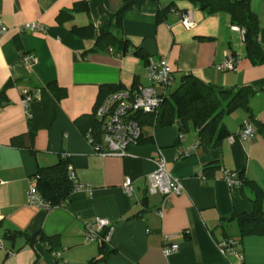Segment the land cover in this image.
<instances>
[{"label":"crops","instance_id":"obj_1","mask_svg":"<svg viewBox=\"0 0 264 264\" xmlns=\"http://www.w3.org/2000/svg\"><path fill=\"white\" fill-rule=\"evenodd\" d=\"M83 1L88 10H77ZM123 2L0 0V20L9 29L0 35V91L13 82L0 105V264H54V250L61 252V264H264V237L242 236L238 223L229 219L254 211L258 195L250 182L264 191V134L257 131L247 140L238 136L250 118L264 123V63L246 57L243 36L227 12L208 13L191 0H146L124 14L121 30L131 43L127 52L92 51L99 26ZM251 8L264 48V0H251ZM182 13L192 15L191 28L182 24ZM27 22H40L46 31H22ZM88 25L95 28L91 37L73 31ZM135 50L146 59H166L176 85L192 73L218 87L251 86L257 91L250 99L252 117L243 108L225 115L223 123L234 140L228 137L214 147L200 142L192 124L183 133L162 125L160 111L153 124L143 125L140 141L126 155L97 153L77 121L94 113L102 87L145 84L146 59ZM25 53L34 54L35 63H24ZM228 54L237 58L236 67L222 71L218 65ZM24 93L33 98L31 119L22 104ZM196 142L200 145L191 155L180 157V148ZM64 155L75 183L84 188L74 190L65 206H28L32 176ZM159 157L181 179V194L150 191L149 175ZM208 166L217 169L202 179ZM222 168L236 171L242 185L229 187ZM127 178L134 184L132 194L124 189ZM261 204L264 208V194ZM96 218L114 226L107 253L101 241L85 239L86 222ZM38 233L51 240L30 241L28 235ZM165 234L177 251L164 253ZM225 238L239 242L242 261L220 251L218 242Z\"/></svg>","mask_w":264,"mask_h":264},{"label":"trees","instance_id":"obj_2","mask_svg":"<svg viewBox=\"0 0 264 264\" xmlns=\"http://www.w3.org/2000/svg\"><path fill=\"white\" fill-rule=\"evenodd\" d=\"M191 1L208 13L227 12L231 23L244 30L243 42L246 57L253 64L264 63V48L260 40V25L257 14L251 8V0ZM144 2L146 0H124L122 6L109 16L108 21L104 25L99 26V35L95 46L91 50L113 49L127 52L131 47V43L122 34L121 30L124 14L135 7L142 6ZM75 6L77 10H88L86 1L78 2ZM163 12H166V10H162ZM94 30L93 25H88L73 31L80 37H91L94 34ZM134 52L146 59V55L142 50H135ZM148 60L146 59V64ZM12 84L13 82H8L0 91V105L7 101L6 91ZM137 85L135 84L133 87ZM48 87L56 91L54 85H49ZM118 90H121V88L114 85L102 87L97 105L108 94ZM256 92L249 85L238 88L218 87L200 80L192 73H185L177 87L169 91L164 97L160 109V111H163L161 123L164 126H177L182 133L187 130L189 124H192L198 130L199 140L203 145L217 147L231 135V132L223 123L224 116L243 108L252 117L250 99ZM95 111L90 117L78 119L77 122L83 127L85 133L87 129L92 128L97 137H99L102 132V122L96 117ZM157 115V113L140 114L136 118L143 127L145 124H153ZM250 120L256 126L257 131L264 134V123L260 121L255 123L251 118ZM100 140L98 139L97 141L99 142ZM151 140L152 138H150ZM69 164L70 160L64 155L56 164L40 167L38 172L32 176L36 180V187L40 194L55 207L68 205L75 188L74 178L69 172ZM216 169L217 166H208L204 169V174L208 177L213 176ZM250 184L257 190L258 195L253 200L254 211L250 214L234 213L229 219L238 223L242 236L260 234L264 237V208L261 204V197L264 191L255 183L250 182ZM28 237L32 242L37 239L44 242L51 240L50 237L42 233L28 235ZM106 248V245H102V250L107 253L108 250ZM97 262L90 264H96Z\"/></svg>","mask_w":264,"mask_h":264},{"label":"built area","instance_id":"obj_3","mask_svg":"<svg viewBox=\"0 0 264 264\" xmlns=\"http://www.w3.org/2000/svg\"><path fill=\"white\" fill-rule=\"evenodd\" d=\"M181 22L186 28L194 25L190 13L181 14ZM8 27L0 20V35L8 31ZM22 31H46V26L40 22H27L21 27ZM242 36L244 30L236 28ZM22 61L27 64H33L36 56L32 53H25L21 57ZM237 58L228 54L223 63L218 65L222 71L232 70L236 67ZM146 77L150 85L138 84L136 87L121 89L108 94L96 107L95 115L102 122V132L99 137L92 128L86 130L87 140L94 146L97 153L101 155L115 154L124 156L131 145L138 143L143 134V127L136 118L140 114H156L162 107L164 97L169 93L170 87L174 83L173 69L166 59L158 61L152 58L146 64ZM33 98L29 93H24L22 104L25 115L28 119L32 118L30 105ZM257 132L256 126L250 120L245 121L238 136L241 139H251ZM98 139H101L99 142ZM233 142L234 135L229 136ZM200 142H196L186 148H180V157L191 155ZM222 178L229 187H239L242 185V179L236 171L222 168ZM73 177V174L70 173ZM202 179L207 176L202 172ZM74 178V177H73ZM150 191L160 192L165 195H179L183 192L184 187L180 178L171 175L166 168V160L159 157L157 169L149 175ZM84 185L75 183L74 190L82 189ZM124 189L128 194H132L134 184L131 179L127 178L124 183ZM26 204L31 207H37L44 210H51L53 206L46 201L36 187V180L31 179L30 186L26 192ZM114 226L107 218H96L87 221L85 224V239L87 242L101 241L102 245L110 243ZM169 235L163 236V251L166 254L177 251L178 245L167 243ZM1 246V242H0ZM220 251L226 256H233L239 261L243 260L242 252L239 249V242L234 238H225L218 242ZM55 258L54 264H61V252L54 250L52 252Z\"/></svg>","mask_w":264,"mask_h":264},{"label":"rangeland","instance_id":"obj_4","mask_svg":"<svg viewBox=\"0 0 264 264\" xmlns=\"http://www.w3.org/2000/svg\"><path fill=\"white\" fill-rule=\"evenodd\" d=\"M144 85H150V82H149L148 80H146ZM176 87H177V85H176V83H174V84L170 87V90H169V91L175 89Z\"/></svg>","mask_w":264,"mask_h":264}]
</instances>
